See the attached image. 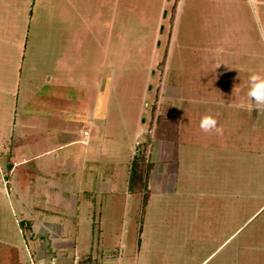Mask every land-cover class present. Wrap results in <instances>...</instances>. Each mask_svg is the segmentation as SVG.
Returning a JSON list of instances; mask_svg holds the SVG:
<instances>
[{"label":"rangeland","instance_id":"374dc122","mask_svg":"<svg viewBox=\"0 0 264 264\" xmlns=\"http://www.w3.org/2000/svg\"><path fill=\"white\" fill-rule=\"evenodd\" d=\"M252 73L264 76V0H0V243L22 264L42 261L38 234L19 222L70 227L77 197L83 251L95 254L99 238L121 264H264V109L247 97ZM157 114H179L192 158L174 182L159 174L161 194L148 183L141 222L125 189L145 177L130 161ZM205 117L215 124L200 139ZM40 132L37 147L10 153ZM31 155L40 174L21 190L4 179L7 160ZM172 182L181 196L166 192Z\"/></svg>","mask_w":264,"mask_h":264},{"label":"crops","instance_id":"0c3cea01","mask_svg":"<svg viewBox=\"0 0 264 264\" xmlns=\"http://www.w3.org/2000/svg\"><path fill=\"white\" fill-rule=\"evenodd\" d=\"M210 88V87H209ZM240 91V90H239ZM233 94V93H231ZM235 94V93H234ZM214 98H210L208 97V102L209 104L212 102L211 99H222L221 94H214ZM219 97V98H217ZM235 101H231V103H234ZM219 103V102H218ZM220 108V107H218ZM157 109V107H156ZM163 116V117H167L172 119V121L176 124V131L173 135H169L171 138L169 139H159V138H155L153 137V133L151 131V128L148 126L146 129V131L143 133L144 135V141L146 140V135L149 133V142L147 144V148H143L142 142L141 145L139 146V142L137 144V146H135V148L133 149V154L131 156V165L134 163H136V159L139 162V149L143 152L145 161L148 162L150 165H152L151 168H153V170H151L150 175H149V184H151V188H152V192L154 194H161L162 191V183L161 180L159 179V174L161 176L166 175L167 176V182L169 178H172V181L174 182L177 178V175H182L184 176L185 171L183 170V163H187V161L185 159H187V156H190L188 153V149L184 148L187 144L185 143L186 141V137L180 134V119H179V114H157L155 116ZM211 116V115H210ZM210 119H212L211 117H208ZM155 120V117H154ZM153 118L151 120H149L148 125H150V123L152 124L154 122ZM213 120V119H212ZM222 119H220L221 121ZM219 121V123H220ZM225 125L224 123V118L223 121L221 122V127H223ZM231 126L233 127V121L231 123ZM213 127V126H210ZM209 128V127H208ZM205 132V129H203ZM45 132V131H44ZM200 132L198 133V135L196 137H200V139H205L206 136V132ZM43 132H40L39 134H41ZM212 133V132H211ZM44 134V133H43ZM216 133H212V137L214 140L219 141L218 137H216ZM211 135V134H210ZM38 136V139H33L34 137ZM87 136V134H86ZM209 137V136H208ZM46 138V134H44L42 137L38 134L36 135H31L29 137L25 136L22 137L21 139H18L15 141L14 144H11L8 147H11V151L10 153L13 151V149L19 148L16 146H21V145H29L32 148L37 147L36 145L41 141H43ZM207 138V136H206ZM208 139V138H207ZM23 142V143H22ZM193 142V141H192ZM207 142V141H206ZM220 142L223 143L222 139L220 138ZM194 143V142H193ZM214 143H218V142H214ZM86 144V143H85ZM84 144V145H85ZM207 148V147H206ZM44 153H47L44 152ZM42 153V154H44ZM205 154H207L205 152ZM11 156V155H10ZM207 156V155H206ZM191 157V156H190ZM200 160L202 161V157L199 155ZM192 158V157H191ZM10 159V158H9ZM9 159L7 160V164H6V169L8 168V165H11V169L9 170V172L7 171V174H11V176L13 177V180H15V171H13V169L18 166L19 164H23V163H28V162H32L34 164V167L36 168L37 172V176L31 180L25 187H28L29 185H31V183H33L35 181V179L39 176L40 171L39 169H41L40 167L37 166L36 161L38 160V156H32L31 157H22V160L20 162H16L14 161V159L12 161H9ZM188 160V159H187ZM139 166V164H138ZM155 167H158V170L155 169ZM201 173V171H200ZM172 176V177H170ZM169 177V178H168ZM7 177H4V179ZM11 178V177H10ZM9 179V178H8ZM166 182V183H167ZM172 182V190H170V188L166 187L168 190L166 191L168 194H172V196H181L179 194V190L174 189L173 185L174 183ZM17 183V182H16ZM155 183V187H152V184ZM149 184L147 186H149ZM154 185V184H153ZM197 188V187H196ZM213 187H211L212 189ZM21 189V188H20ZM21 189V190H24ZM210 189V191H211ZM82 190V189H81ZM136 191H132L131 188L129 187V182H128V186L125 189V193H127L128 195H134V197L140 198V204H141V208L138 214V220L141 222L145 221L146 218V203L148 198L146 199V203L143 205V194L139 193V189L136 187L135 189ZM200 190V187H198V191ZM114 189H111L110 192L113 193ZM208 193H204L203 195L206 196L208 194H211V192ZM85 193H92L89 189H87L85 191ZM201 195V194H199ZM77 197L73 198L72 202H70V204L72 205V211H74L73 215H63L66 219H71L74 224H70V227L72 228L73 226V239H71V237H68V232H65L66 229L70 231V227L69 224L67 226L63 225L62 223H60V221L57 220V222H55V220H49L48 216L44 223V225L41 224H31L32 221L31 220H22L23 222L26 223V229L29 230V234L31 238H34L35 234H38V236H35V240H37L40 243V256L42 258V261L44 262V260H52L55 261V264H73L75 259H78L79 264H121V262L119 263L118 258L113 256L115 254L114 251H112L111 249H109V247H107V245L109 244L110 240H107L105 242V244H103V242H101L102 244L99 243V238L96 240L95 243V254H92L90 252V247L88 246L89 252L83 251V249L85 248V246L87 245H82L84 242L80 241L82 244L77 243V238L79 235V224H80V220H79V208H80V203L78 202V200L76 199ZM135 198V199H136ZM139 200V199H138ZM144 200V199H143ZM67 207V206H66ZM63 209V208H62ZM69 211H71L70 209H67ZM51 215V213H48ZM94 216V211L92 212V216ZM62 217V218H64ZM138 221V222H139ZM103 220H99L97 222L99 228H101V224H102ZM137 222V223H138ZM104 223V222H103ZM34 228L33 231L31 232V228ZM40 227H42L40 229ZM71 229V230H72ZM36 231H38L36 233ZM100 229H97L96 234L99 235L100 234ZM67 233V234H66ZM46 237L45 241H40L39 237H41V235ZM43 237V238H45ZM139 238H140V227H139ZM107 243V244H106ZM100 244V245H99ZM80 247V248H79ZM121 247V246H120ZM109 249V250H108ZM117 250V249H116ZM139 252H140V248H139ZM58 255V257H56V255Z\"/></svg>","mask_w":264,"mask_h":264},{"label":"trees","instance_id":"16d2710c","mask_svg":"<svg viewBox=\"0 0 264 264\" xmlns=\"http://www.w3.org/2000/svg\"><path fill=\"white\" fill-rule=\"evenodd\" d=\"M172 119L163 117V116H156L154 122L149 127L151 128V131L153 133V137L159 138V139H169L171 138L169 135H173L176 131V125H172L173 121H170ZM39 137L43 136L44 134H38ZM38 136L34 137L33 139H38ZM149 142V133L146 135V140L144 143H142L143 148H147V144ZM137 160V158H135ZM144 166V168H142ZM11 169V165H8L7 171ZM139 173H142L143 170L146 169L145 177L141 182L139 183L138 189L139 193H142L143 199L142 203L143 205L146 203V197L145 193L147 189V180L149 179V175L151 172V165L145 161L143 152L139 149ZM13 171H15V181L20 184V188L24 189V187L37 176V170L34 167V164L32 162L19 164L16 166ZM12 177L11 174H7V179ZM129 187L132 191H136V184L130 185L129 181ZM23 223V221H20L19 224ZM0 264H22L18 260V251L15 247H12L7 244L0 243Z\"/></svg>","mask_w":264,"mask_h":264},{"label":"clouds","instance_id":"9594fccd","mask_svg":"<svg viewBox=\"0 0 264 264\" xmlns=\"http://www.w3.org/2000/svg\"><path fill=\"white\" fill-rule=\"evenodd\" d=\"M247 97L258 110L264 109V76H261L258 73H252L249 75ZM235 106L240 107V105ZM214 124V120L205 117L201 122V127L207 130L208 127L213 126Z\"/></svg>","mask_w":264,"mask_h":264},{"label":"built area","instance_id":"2783aa9c","mask_svg":"<svg viewBox=\"0 0 264 264\" xmlns=\"http://www.w3.org/2000/svg\"><path fill=\"white\" fill-rule=\"evenodd\" d=\"M28 264H44L43 261H30ZM46 264H54L52 260L46 262ZM73 264H79L78 259L76 258Z\"/></svg>","mask_w":264,"mask_h":264}]
</instances>
